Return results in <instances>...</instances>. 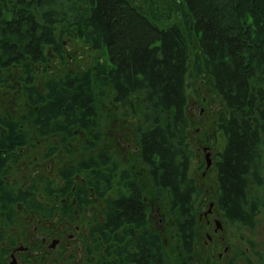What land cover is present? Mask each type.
<instances>
[{"label":"trees","instance_id":"1","mask_svg":"<svg viewBox=\"0 0 264 264\" xmlns=\"http://www.w3.org/2000/svg\"><path fill=\"white\" fill-rule=\"evenodd\" d=\"M180 1L186 7L185 28L158 22L159 15L146 14L131 0H0V67L44 61L49 46L61 53L60 24L75 26L93 49L106 51L109 66L94 77L84 72L62 83L63 90L51 87L50 101L39 109L38 132L90 125L87 117L99 112L93 78L112 88L115 103L135 112L139 106L140 159L150 169L154 188L171 196L180 218L175 223L179 260L192 264L198 188L188 177L190 43L196 37L202 58L196 68L202 73L205 67L226 105L217 122L226 137L217 164V204L231 224L254 228L264 209V196L253 192L264 190V0ZM171 10L163 8L167 23ZM23 135L11 126L0 138V162L4 151L26 145ZM129 186V194L112 200L119 212L107 215L105 231L124 223L142 230L134 233L136 251L129 263L166 264L160 235L146 229L144 189L136 181Z\"/></svg>","mask_w":264,"mask_h":264},{"label":"rangeland","instance_id":"2","mask_svg":"<svg viewBox=\"0 0 264 264\" xmlns=\"http://www.w3.org/2000/svg\"><path fill=\"white\" fill-rule=\"evenodd\" d=\"M131 1L148 15H159L160 23L186 27V7L180 0ZM163 8L172 9L169 23ZM195 38L190 43L186 81L187 138L195 140L201 132L211 137L216 163L225 148L226 137L217 122L226 105L205 67L202 73L196 68L202 58ZM58 39L61 53L49 46L44 61L0 67V138L8 135L11 126L26 137V145L4 151L0 162V261L24 242L31 251L18 254L19 264H130L128 258L136 251L134 236L142 230L124 223L106 232L104 224L109 213L118 212L111 207L112 200L128 192L129 181H137L144 188L148 208L146 229L160 235L166 264H183L176 250L181 239L175 223L180 218L170 205L171 196L154 188L150 169L140 159L142 110L137 104L135 112L131 106L115 103L112 88L93 78L99 112L87 117L90 125L75 124L67 131L45 135L38 132L39 109L50 101L51 87L63 90L60 86L69 78L84 72L94 77L102 66H109L106 51L93 49L75 26L60 24ZM191 149L197 150L194 141ZM190 160L189 178L199 185L194 197L199 218L203 200L217 202L220 196L218 171L214 165L212 176L204 180L199 160L195 155ZM253 192L264 196V190ZM215 211L223 229L215 234L214 220L209 227L206 217L197 220L192 264H264V209L254 228L231 224L219 206ZM56 234H63L64 247L46 248L44 239Z\"/></svg>","mask_w":264,"mask_h":264},{"label":"flooded vegetation","instance_id":"3","mask_svg":"<svg viewBox=\"0 0 264 264\" xmlns=\"http://www.w3.org/2000/svg\"><path fill=\"white\" fill-rule=\"evenodd\" d=\"M192 141H194L196 143L197 150L191 149ZM192 141H191V139L188 140V146H189V149H191V154L189 156V164L191 163V160H190L191 155H193V156L195 155V158L197 160H199V163H200L199 168L202 171L204 180H208L209 177H211L213 174L214 165H215L216 170H217V164H218V161L220 160L218 158L219 160L215 163V159H214L215 154H214V148L212 145V139H211V137L207 136V134L201 132L199 134V138H196L195 140H192ZM149 173H150V171H149ZM150 175H151V173H150ZM188 177H189V167H188ZM189 179H192L193 182H195V186L198 188L199 185L197 184L195 179L193 177H190ZM217 181H218V172H217ZM218 183H219V181H218ZM142 188H143V186H142ZM129 193H130V186H128V192L126 194H123V195H127ZM122 196H120V198ZM143 196H144V194H143ZM120 198H117V200ZM144 199H145V196L143 197V203H144ZM207 202H208L207 200H205V199L203 200V202H202L203 210H202V213L199 215V218H197V216H196L195 209H194V215L196 216L197 220H199L200 217H201V219H203V217H206L208 227L211 225V220H214L213 226H215V234H218V232L223 229L221 221L215 217V212H216L215 207H218V204H217V202H214V201L209 202V203H207ZM206 206H208V207H206ZM118 212H119V210H118ZM102 227H103V225L100 226V230H102ZM62 235L63 234H56L52 238L48 237V238L44 239L43 242H44L45 247L49 248V249H56L59 247V245L61 247H64L62 245V243L64 242ZM207 237L209 238L210 241H212V242L214 241V238H212L211 234H208ZM23 243L24 242H20L19 247H16L15 249H13V251L10 253V255L6 258L5 261H0V264H19V258L20 257L18 256V254L19 253H25L27 251H31L30 247L28 245L23 244ZM216 245H218V244H216Z\"/></svg>","mask_w":264,"mask_h":264}]
</instances>
